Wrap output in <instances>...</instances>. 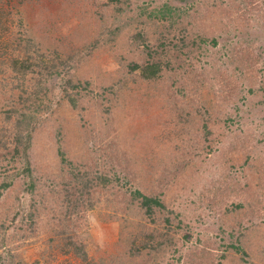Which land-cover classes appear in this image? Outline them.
I'll return each instance as SVG.
<instances>
[{"label":"rangeland","instance_id":"obj_1","mask_svg":"<svg viewBox=\"0 0 264 264\" xmlns=\"http://www.w3.org/2000/svg\"><path fill=\"white\" fill-rule=\"evenodd\" d=\"M164 5L199 41L187 64L204 78L187 98L139 68ZM260 164L264 0H0V264H79L82 251L191 264L202 250L208 264H264V210L247 216L242 189ZM134 189L180 223L155 259L133 248L157 226Z\"/></svg>","mask_w":264,"mask_h":264},{"label":"trees","instance_id":"obj_2","mask_svg":"<svg viewBox=\"0 0 264 264\" xmlns=\"http://www.w3.org/2000/svg\"><path fill=\"white\" fill-rule=\"evenodd\" d=\"M172 9L173 8L164 5L158 10L159 13L161 12L163 18L168 19V23L163 27L164 32L159 33L158 37H148L147 42L142 43V50L146 57L143 60V64L141 66L139 65V68L145 78L155 77L156 79H160L161 82L167 83L166 86L168 87L166 90L178 88L177 90L180 91V89H182V97L185 96L187 98L191 96L189 93V91L192 90L191 88L202 83L201 79L204 78L203 72H199L194 66H188L187 64L189 53L191 51L188 48L194 44L198 45L199 41L197 42L195 37H190V32L187 29L186 24L178 21L176 12ZM164 33L166 36L162 35ZM22 48H24L22 43H17L14 50L19 51ZM27 50L28 49H25L28 54ZM16 58H18V60L14 57L11 58L12 68L16 72L24 73V71L30 68L32 61L26 54L21 58ZM136 68H138L137 65L134 69ZM232 90L233 89L231 88V91ZM187 107H189V105H187ZM203 127L205 128V135H213L211 128H208L205 124H203ZM240 136L241 135H234L232 142H246V138L244 139ZM258 169L262 173L260 172V175L255 177L256 184L251 186L248 185V192L251 194L248 195L246 189L242 188L244 189L243 198L247 200L246 203H244V208L247 206L244 212L247 216H254L258 211L260 212L261 210H264L263 164H260ZM103 179L105 182V178ZM130 194V198L136 201L138 209L148 218V220L153 223L157 221V226L154 225V227H150L149 225H146L145 228L148 231L147 233H142L144 237L148 239L147 242L149 245L143 243L140 247L133 245V248L138 252L144 250L145 255H143V257L154 256L153 259H155L158 257L159 251H163L166 247L172 244L169 232L175 231L178 227L180 228V223L178 224L172 220V212L166 209L165 203L157 193H144L139 189H134ZM241 206L243 205L239 203L235 208L238 209L241 208ZM163 223L164 225H162ZM230 247L239 250V246L234 244H231ZM80 249L81 246L77 247L76 251L79 252ZM194 254L199 258L195 263ZM202 256H205L203 250L201 252H193L192 256H190L191 264L192 262L193 264H208L209 257L205 256L206 259H204ZM79 258V264H96L90 261L85 251H82ZM210 264H212V262Z\"/></svg>","mask_w":264,"mask_h":264}]
</instances>
